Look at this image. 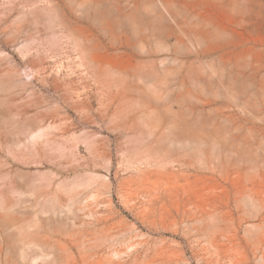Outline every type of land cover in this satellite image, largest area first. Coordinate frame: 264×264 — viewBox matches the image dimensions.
Masks as SVG:
<instances>
[{"label":"rangeland","instance_id":"rangeland-1","mask_svg":"<svg viewBox=\"0 0 264 264\" xmlns=\"http://www.w3.org/2000/svg\"><path fill=\"white\" fill-rule=\"evenodd\" d=\"M0 264H264V0H0Z\"/></svg>","mask_w":264,"mask_h":264}]
</instances>
